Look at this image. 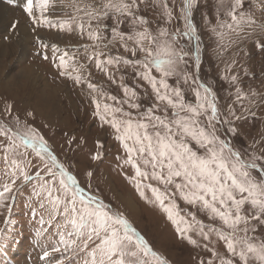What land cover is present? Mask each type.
<instances>
[{
	"label": "snow or ice",
	"instance_id": "snow-or-ice-1",
	"mask_svg": "<svg viewBox=\"0 0 264 264\" xmlns=\"http://www.w3.org/2000/svg\"><path fill=\"white\" fill-rule=\"evenodd\" d=\"M7 3L14 5L17 0H7ZM52 3L53 0H20L22 11L34 26L59 25L61 31H78L81 36L86 33L88 40L93 42L83 46L86 57L110 81L115 82L110 68L123 64L132 69L134 79L139 78L150 86L147 110L133 116L131 111H124L123 104L140 109L141 105L134 102L140 99L134 88L121 84L125 97L133 102L125 99L118 101L119 106L113 107L104 100L117 101V96L108 95L102 86L84 80L90 92L96 94L92 97L95 114L110 124L118 134L116 138L124 142L127 153L124 163L135 168L137 186L144 181H155L161 186L145 185L151 189L155 202L167 218L176 225L181 238L200 246L196 239L186 235L195 231L205 241H210L215 235L224 242L228 256L221 255L205 243L203 248L213 258L207 262L201 260L200 264H216V261L218 264H237V258L239 264H264V239L254 235L264 228V136L247 148H238L233 144V139L239 136L234 122L246 119L243 113L237 115L231 105L226 113H222L216 93L195 79L191 80L190 88L193 99H186L181 85H188L190 77L188 73L177 71L179 63L188 55L178 52L175 47L180 30L169 34L166 28H158L157 34L153 35L148 26L149 20L140 14L141 5L148 7L149 0H69L66 7L71 9V13L65 12L68 18L62 21H53L47 15ZM153 3L163 5L167 21L171 22L173 10L167 0H153ZM182 3L180 18L185 22L186 29L182 35L193 36L196 28L190 17L197 0H182ZM220 3L222 5L224 0ZM242 5L243 0H233L226 12L232 23L218 20L217 26L212 29L221 40H227L221 45L225 49L235 41L231 40L228 32L217 29L236 32L239 25L245 22V13L237 15V9ZM109 20L111 24L105 23ZM18 23L16 21L13 27ZM105 31L110 32V39L104 36ZM170 35L171 39H168ZM196 39L199 40V36ZM117 44L130 56H111L102 51ZM40 45L45 49L50 47L42 40ZM51 47L54 52H61L58 45ZM44 58L48 59V56L45 54ZM58 60L57 67L64 70L61 74L72 75L74 72L77 83L84 79L81 70L86 69V65L79 63L75 53L64 50ZM69 68L72 72L68 71ZM172 78H175L174 84L169 83ZM230 81L236 83L238 77L233 75ZM241 95L242 90L237 88V100ZM16 123L23 125L27 131L18 134L12 129L0 128V136L7 141H0V152L3 153L0 159H10L11 163V169L4 173L6 179L0 181V207L6 206L8 194L14 191L18 180L22 184L34 179L42 181L34 186L33 195L40 197L45 194L55 213L63 217L59 225L62 231L57 233L59 239L50 251L43 252L42 259L46 260L54 253L79 250L90 257L85 264H150L149 257L157 264H168L123 213L96 196H85L76 177L58 162V157L48 148L43 136L20 121L19 117ZM21 145L25 149L31 147L41 161L47 155L51 166L47 162L42 168L35 165L38 170L34 176L30 175L26 168L32 166L31 162L25 165L22 160L16 159L25 155L19 151ZM248 148L252 149L250 153ZM93 158L99 159L100 156L97 154ZM87 175L91 177L93 173L88 172ZM140 195L144 197L145 194L141 191ZM178 199L207 213L212 220H219L220 227L205 225L194 212L180 209ZM182 211L184 215H181ZM2 237L3 230H0ZM57 264H63V261L57 260Z\"/></svg>",
	"mask_w": 264,
	"mask_h": 264
},
{
	"label": "rangeland",
	"instance_id": "rangeland-1",
	"mask_svg": "<svg viewBox=\"0 0 264 264\" xmlns=\"http://www.w3.org/2000/svg\"><path fill=\"white\" fill-rule=\"evenodd\" d=\"M5 1L0 0V5L6 7L11 25L3 30L0 28V47H5L11 56L7 53L8 56L3 57V62H0L7 66L5 75H2L3 65L0 67V128L12 129L18 134L27 131L23 125L16 123V118L19 117L28 127L35 129L36 133L47 141L48 148L58 157V162L76 177L80 187L84 189L85 196H96L123 213L152 249L167 260L168 264H200L201 260L207 262L213 257L203 248L205 243L209 248H215L221 255L228 256L224 242L215 235H212L210 241H205L195 231L186 234L196 239L200 246L192 245L186 238H181L176 225L155 202L151 189L145 186L147 183H152L153 186L161 187L157 182L144 181L139 187L137 186L135 168L124 163L127 158L124 142L116 138L118 134L110 124L95 114L92 97L96 94L90 92L84 80L102 86L103 91L108 95L117 96V101L106 98L104 100L113 107L119 106L118 101L125 99H129L130 103L133 102L125 97L121 84L134 88L140 97L134 102L141 105L140 109H132L128 103L123 104L124 111H131L133 116L147 110L151 94L150 86L139 78L134 79L132 69L123 64L110 68L115 82L110 81L103 71L95 67L94 62L87 59L83 46L91 45L93 42L88 40L86 33L81 36L78 31L72 33L61 31L59 25L34 26L22 11L20 0L14 5H9ZM232 2L233 0H224L221 5L220 0H197L190 17L196 28L193 36L182 35L186 31L185 22L180 18L182 0H167L168 6L173 10L171 22L167 21L163 5L153 3V0H149L148 7L141 5L140 14L149 20L148 26L153 35L157 34L158 28H166L169 34L176 33L177 29L180 30L181 35L175 47L178 52H186L188 55L182 63H179L177 71L181 74L188 73L190 77L188 85H181L185 89L186 99H193L190 91L193 79L211 87L218 97V107L222 113H226V109L231 105L237 115L243 113L247 117L234 122L239 130V136L233 139L236 147L247 148L264 136V47H261L264 45V0H243L242 7L237 9V15L240 12L245 13V22L239 25L236 32L217 29L228 32L231 40L235 41L231 47L225 49L221 45L227 43V40H221L212 29L217 26L218 20L232 23L231 18L226 15ZM68 3L69 0H53L47 13L49 18L53 21L67 19L65 12L71 13V9L66 7ZM16 21L19 23L13 27ZM105 23L111 24V20ZM20 26L29 28L32 33L28 30L26 37L21 39L17 34L20 44H26L24 53L16 47L18 43L14 40ZM73 27L75 28V25ZM104 36L111 38L109 31H105ZM196 36L200 39L197 40ZM168 39H171V35ZM40 40L50 47L42 48ZM104 42L107 43V40ZM53 44L58 45L61 52H54L51 47ZM197 45H199L200 63L202 60L199 69L195 67ZM12 49L17 50V56L12 55ZM64 50L70 54L75 53L79 63L86 65V69L81 70L84 79L80 83L75 81V73L71 68L68 71L72 72V75H65L61 74L64 70L57 67L58 57ZM102 51L111 56H130L119 44ZM45 54L48 59L44 58ZM31 64L36 67L35 70L44 74L51 89L55 90L52 91L55 92L54 95L48 91V97L47 95L45 97L41 94V84L35 86L28 79H10L8 82V76L17 75ZM233 75L238 77L236 83L230 81ZM169 83L174 84L175 78L170 79ZM237 88L242 90L239 100L236 97ZM245 109L249 111H244ZM117 116L119 117L120 114ZM0 141L7 142L3 136H0ZM17 143H20L19 139ZM19 151L25 155L17 156L16 159L22 160L25 165L31 162L32 166L26 168L30 175L34 176L38 170L35 165L42 168L44 162H47L51 166L47 155L41 161L31 147L25 149L21 145ZM251 151L252 149L248 148V152ZM97 154L100 158L94 159ZM0 156H3L2 152ZM10 169V159H0V181L6 179L4 173ZM88 172H92L93 175L89 177ZM41 175L43 176V172ZM40 183L42 181L34 179L22 184L18 180L14 191L8 194L6 206L0 207V230H3V237L0 238V264H7V258L10 257L15 261L17 259L20 264L22 258L27 260V257L33 258L29 264H57V260L63 261V264H85L90 257L85 251L79 250L54 253L46 260L42 259L43 252L50 251L52 245L58 241L57 233L62 231L59 225L63 217L62 214L55 213L47 202L45 194H41L40 197L33 195L34 186ZM141 191L144 192V197L140 195ZM130 198L135 203V209L129 207ZM177 202L180 209L194 212L196 218L205 225L220 227L221 222L212 220L207 213L182 200L178 199ZM184 214L185 212L182 211L181 215ZM187 218L191 220V217ZM254 235L264 239V228L259 229ZM33 255H36L35 258ZM147 259L150 264H157L151 257ZM237 264H239L238 258Z\"/></svg>",
	"mask_w": 264,
	"mask_h": 264
},
{
	"label": "bare ground",
	"instance_id": "bare-ground-1",
	"mask_svg": "<svg viewBox=\"0 0 264 264\" xmlns=\"http://www.w3.org/2000/svg\"><path fill=\"white\" fill-rule=\"evenodd\" d=\"M5 6H3V5H0V28L3 30V29H5V28H9V25H11L10 24V22H9V17H8V15H7V9H6V7L4 8ZM14 21V20H13ZM12 21V22H13ZM11 22V23H12ZM19 28V27H18ZM29 30V28L27 29L26 27H21L20 26V28H19V31H18V33H15V36H14V40H15V42H17L18 43V45L16 46L22 53H24V51H25V47H26V44L24 45V43L23 44H20V39L21 38H24V37H26V34H27V31ZM30 31V30H29ZM33 32V31H32ZM30 33H31V31H30ZM17 34H19V36H20V39H17ZM32 34V33H31ZM35 35H36V33H35ZM9 36V35H8ZM11 36V35H10ZM41 36H42V34H41ZM59 36V35H58ZM34 37V36H33ZM11 39V38H10ZM26 39H28V38H26ZM38 39V38H37ZM31 40V39H30ZM13 41V40H12ZM24 41H26V40H24ZM5 42V41H4ZM28 42V41H27ZM16 43V44H17ZM22 43V42H21ZM4 44V43H3ZM9 45V44H8ZM7 46V45H6ZM8 47V46H7ZM11 47V46H10ZM16 50V49H15ZM14 49H12L11 51H12V55L13 56H17V50L15 51ZM18 50V51H19ZM48 52V51H47ZM7 53H8V55H10L11 56V53L8 51H6V49H5V47H0V62H3V57H7L8 55H7ZM22 53H21V55H22ZM25 58V57H24ZM17 61V60H16ZM20 62V61H19ZM23 62V61H22ZM3 65V68H4V70H3V72H2V75H5L6 74V71H7V66L5 65V64H0V67ZM16 66V65H15ZM35 66L33 65V64H31L29 67H26V68H24L23 70H21V71H19L18 72V74L17 75H14V76H8L9 78H8V82H10V79L11 80H21V79H28L30 82H31V84H34L35 86H39L40 84H41V86H42V92H41V94L42 95H44L45 97H46V95L47 94H49L48 93V91H50L51 92V94H55V92H52V91H55L54 89H51V87H50V85L47 83V81L45 80L46 78H45V76H43L44 74L42 73V72H40V71H37V70H35ZM27 81V80H26ZM19 82V81H18ZM21 83H22V81H21ZM10 88V87H9ZM3 90V89H2ZM11 90V89H10ZM47 97H48V95H47ZM38 108V107H37ZM129 202V204H130V208H132V209H135V203H134V201L132 202V199L130 198V201H128Z\"/></svg>",
	"mask_w": 264,
	"mask_h": 264
}]
</instances>
